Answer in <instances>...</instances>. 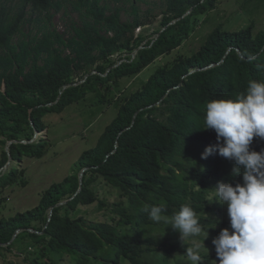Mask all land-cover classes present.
Returning a JSON list of instances; mask_svg holds the SVG:
<instances>
[{"label": "trees", "instance_id": "1", "mask_svg": "<svg viewBox=\"0 0 264 264\" xmlns=\"http://www.w3.org/2000/svg\"><path fill=\"white\" fill-rule=\"evenodd\" d=\"M66 1L80 18L70 38L51 28ZM216 2L166 0V30L143 46L135 61L112 68L114 53L143 44L134 37L143 20L135 3L133 21L123 22L122 8L110 9L102 0H0V136L9 146L0 172L24 155L42 157L44 140L23 141L45 130L47 112H63L92 92L101 95L109 82L140 73L157 56L171 53L190 33L191 19L215 9ZM28 25L33 30L26 34ZM92 67L97 74L75 84V75ZM250 80L264 82V30L254 35L253 25L234 32L218 27L199 51L158 68L81 155L71 176L51 185L36 207L0 220V259L14 240L26 238L41 253L31 256L29 246V264H60L58 256L67 264H158L155 256L169 260L186 254L176 240L163 237L173 230L170 223L151 221L144 209L162 206V215L171 219L187 203L202 230L213 231L201 216L207 197L218 182L235 185L242 177L233 175L234 162L218 154L201 158L217 142L214 130L202 129L203 110L210 100L244 94ZM251 148L264 150V140L255 138ZM18 173L13 167L1 175L0 188L14 183ZM97 178L126 200L116 205L119 218L111 224L86 226L73 215L80 205L96 202Z\"/></svg>", "mask_w": 264, "mask_h": 264}, {"label": "rangeland", "instance_id": "2", "mask_svg": "<svg viewBox=\"0 0 264 264\" xmlns=\"http://www.w3.org/2000/svg\"><path fill=\"white\" fill-rule=\"evenodd\" d=\"M102 3L110 9L122 8L123 22L133 21L131 12L132 4L135 3V7L139 9V14L143 19L142 26L134 32L135 39L142 40V46L132 52L120 50L114 53L110 57L114 64L112 68L135 61L138 58L139 50L148 42L155 41L159 34L167 28L162 24L166 0H137V2L102 0ZM64 4L66 6L64 5L62 11L54 16L51 28L63 34L65 38H70L73 35L72 25L79 23L80 18L78 13L72 10L70 2L66 1ZM29 9V7L26 9L27 12ZM52 13L54 12L52 11ZM28 16L31 17L32 13L29 12ZM250 25L254 26V35L264 30V0H217L215 9L191 19L190 33L171 53L157 56L154 63L144 68L140 73L109 82L102 88L101 95L92 92L85 98L68 105L63 112H47L43 117L45 130L42 133H36L32 141H23L26 144H34L44 140L46 146L43 147L42 157L24 155L19 161H10L0 172V176L5 175L13 167L19 171L14 183H8L0 188V220L36 207L42 194L51 185L71 176L77 168L81 155L97 144L99 137L116 118L127 98L140 90L150 75L158 68L171 63L180 56H190L199 51L206 38L218 27L234 32ZM32 30L33 25H28L25 28L26 34ZM92 74H97L95 67L90 68L87 73H77L74 77L75 84H81ZM107 86L111 87L108 91ZM2 140L4 138L0 136V160L3 151H9V146L2 144ZM82 174L83 172L81 177ZM92 189L96 195V202L90 205H80L74 212L73 218L83 219L86 226L95 223L111 224L113 220L119 218V215L115 213L116 205L126 199L122 198L121 191L109 186L102 178L96 179L92 184ZM204 205L206 209L201 216L210 220L206 226L212 227V232L202 230L199 236L190 237L184 242L181 241L179 232L175 230L166 232L163 237L176 240L180 248L185 251L188 247H192L196 251V246L199 245L200 264H217L212 240L222 229L230 227L227 207L215 201L213 194L207 197ZM156 232L160 236V232ZM13 243L17 244L9 251L4 252L0 264H29L31 260L28 256L29 249L32 250L31 256L41 255L40 252L37 253L38 250L36 251L29 238L17 239ZM56 260L60 264L68 263L66 258L62 259L60 256ZM153 262L191 264L187 260L186 254L182 253L174 254V257L169 260L155 256ZM122 264L130 263L123 261Z\"/></svg>", "mask_w": 264, "mask_h": 264}, {"label": "clouds", "instance_id": "3", "mask_svg": "<svg viewBox=\"0 0 264 264\" xmlns=\"http://www.w3.org/2000/svg\"><path fill=\"white\" fill-rule=\"evenodd\" d=\"M253 59L249 57V60ZM203 130H214L216 143L205 148L202 159L218 154L234 162L233 175L242 182L220 181L213 198L227 207L229 228L222 229L212 240L217 264H264V150L251 148L253 140H264V82L250 80L246 92L235 98L214 99L206 103ZM155 223H170L181 241L199 236L202 227L191 205L181 204L171 220L162 206L145 208ZM186 249L187 260L200 264L199 245Z\"/></svg>", "mask_w": 264, "mask_h": 264}]
</instances>
